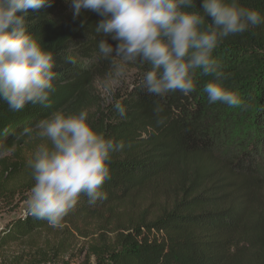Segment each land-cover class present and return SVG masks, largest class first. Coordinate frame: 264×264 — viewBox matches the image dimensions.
<instances>
[{"label":"trees","instance_id":"1","mask_svg":"<svg viewBox=\"0 0 264 264\" xmlns=\"http://www.w3.org/2000/svg\"><path fill=\"white\" fill-rule=\"evenodd\" d=\"M240 3L264 15V0ZM100 19L88 10L74 16L71 0L29 10L28 31L53 56L56 92L47 106L20 111L0 100V156L24 143L52 112L93 108L95 128L125 143L112 156L111 178L101 189L106 196L95 203L81 197L55 227L27 208L0 228V252L58 227L104 219L115 237L95 248L93 264H264V24L225 38L214 53L244 108L209 104L202 84L187 96L151 95L140 87L146 66L138 63L101 103L97 91L110 63L99 52ZM156 103L163 107L162 125ZM0 166L9 180L19 170L18 162L4 158ZM33 183L30 173L22 189L0 182V212L16 211Z\"/></svg>","mask_w":264,"mask_h":264},{"label":"clouds","instance_id":"2","mask_svg":"<svg viewBox=\"0 0 264 264\" xmlns=\"http://www.w3.org/2000/svg\"><path fill=\"white\" fill-rule=\"evenodd\" d=\"M51 3L0 0V100L11 111L47 106L56 92L53 56L26 24L29 10L39 12ZM71 7L74 16L88 10L101 17L96 32L104 37L98 45L101 58L110 63L104 81L109 94L138 63L146 66L140 87L151 95L164 98L179 91L187 96L202 84L209 104L247 107L226 83L230 73L214 53L225 38L264 24L259 10L240 0H71ZM200 76L210 79L201 82ZM115 107L125 116L123 105ZM162 111L156 103L158 125L165 123ZM36 136L40 142L26 160L34 181L29 214L55 227L81 197L90 203L105 198L101 189L111 178L112 156L125 143L98 131L87 109L52 112L36 125Z\"/></svg>","mask_w":264,"mask_h":264},{"label":"rangeland","instance_id":"3","mask_svg":"<svg viewBox=\"0 0 264 264\" xmlns=\"http://www.w3.org/2000/svg\"><path fill=\"white\" fill-rule=\"evenodd\" d=\"M118 86H121V83L116 88ZM112 94L105 90L103 84L97 91L101 103H108ZM88 111L91 116L94 109L90 108ZM39 142L36 131H34L25 139L24 143L0 156V160L4 158L8 160V163L18 162L19 167L16 178L9 180L6 179L7 174L3 175V166H0V182L8 183V186L13 190L22 189L21 186L30 173L26 167V160ZM24 196L27 199L20 204L16 211L0 212V228L9 220L23 215L29 208L30 193H25ZM24 196H19L17 199ZM104 226V219L93 220L82 222L76 227L62 226L37 234L22 244H12L1 251L0 264H93L95 248L105 242L112 241L115 237L114 233Z\"/></svg>","mask_w":264,"mask_h":264}]
</instances>
